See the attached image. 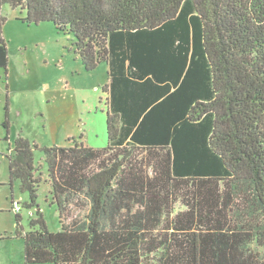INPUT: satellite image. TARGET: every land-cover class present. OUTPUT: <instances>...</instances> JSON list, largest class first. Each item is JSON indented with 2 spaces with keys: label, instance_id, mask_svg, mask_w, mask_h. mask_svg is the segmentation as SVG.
Masks as SVG:
<instances>
[{
  "label": "trees",
  "instance_id": "obj_1",
  "mask_svg": "<svg viewBox=\"0 0 264 264\" xmlns=\"http://www.w3.org/2000/svg\"><path fill=\"white\" fill-rule=\"evenodd\" d=\"M5 5L72 35L85 70L105 63L109 78L105 148L15 141L11 187L36 204L43 152L61 224L38 209L23 232L16 214L25 263L264 264V0Z\"/></svg>",
  "mask_w": 264,
  "mask_h": 264
},
{
  "label": "rangeland",
  "instance_id": "obj_2",
  "mask_svg": "<svg viewBox=\"0 0 264 264\" xmlns=\"http://www.w3.org/2000/svg\"><path fill=\"white\" fill-rule=\"evenodd\" d=\"M26 16L25 10L9 5L0 11L6 18L3 36L9 50L8 70L0 69V264H26L24 240L16 235L13 200L22 206L23 232L30 230L38 209L50 231L61 230L43 152L35 151L42 182L32 208L24 206L30 198L20 182L10 185L8 157L16 139L23 136L41 148L73 147L74 140L90 148L108 145L107 64L86 71L73 51L72 35L58 32L52 22L28 24L23 21ZM71 211L75 217L85 213L74 206Z\"/></svg>",
  "mask_w": 264,
  "mask_h": 264
},
{
  "label": "built area",
  "instance_id": "obj_3",
  "mask_svg": "<svg viewBox=\"0 0 264 264\" xmlns=\"http://www.w3.org/2000/svg\"><path fill=\"white\" fill-rule=\"evenodd\" d=\"M12 211L15 214H20L22 212V206H21V203L19 201L13 200V202H12Z\"/></svg>",
  "mask_w": 264,
  "mask_h": 264
},
{
  "label": "crops",
  "instance_id": "obj_4",
  "mask_svg": "<svg viewBox=\"0 0 264 264\" xmlns=\"http://www.w3.org/2000/svg\"><path fill=\"white\" fill-rule=\"evenodd\" d=\"M12 153V152H11Z\"/></svg>",
  "mask_w": 264,
  "mask_h": 264
}]
</instances>
